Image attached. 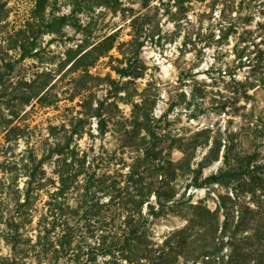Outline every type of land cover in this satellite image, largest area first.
<instances>
[{
  "label": "trees",
  "instance_id": "16d2710c",
  "mask_svg": "<svg viewBox=\"0 0 264 264\" xmlns=\"http://www.w3.org/2000/svg\"><path fill=\"white\" fill-rule=\"evenodd\" d=\"M69 1L71 14L55 11L59 0H33L27 10L24 0H13V5L0 0V243L8 247L0 264H264V105L252 107V149L227 147L222 166L209 175H204L202 163L192 167L194 143L181 145V160L172 159L168 115L157 118L145 96L133 103L130 118L96 114L100 135L112 125L117 151H97L94 144L83 148L79 139L86 131L74 124L75 117L46 128L33 123L36 109H59L61 98L53 92L59 80L69 74L94 77L91 69L102 59L111 61L118 76L106 79L113 89L124 79L145 77L138 15L131 17L130 40L119 41L121 28L101 37L86 33L59 73L41 72L36 63L45 59L44 45L66 26H77V13L90 4L113 7V0ZM227 12L226 7L220 10L215 25L220 43L237 32ZM261 44L255 45L253 59L252 52H237L241 67L248 63L251 70L245 76L249 90H264ZM28 60L34 61L32 68ZM247 92L246 98L255 99ZM64 93L80 92L74 88ZM115 163L123 165L113 171L106 167ZM189 172V186L225 187L232 197L221 196L215 209L204 200L193 202L191 194L185 202L177 199L176 182ZM170 213L186 224L158 242L154 221Z\"/></svg>",
  "mask_w": 264,
  "mask_h": 264
},
{
  "label": "rangeland",
  "instance_id": "374dc122",
  "mask_svg": "<svg viewBox=\"0 0 264 264\" xmlns=\"http://www.w3.org/2000/svg\"><path fill=\"white\" fill-rule=\"evenodd\" d=\"M32 1L24 0L23 8H30ZM10 3L13 5V0ZM112 4L115 10L113 7L90 4L83 12L77 13L75 16L80 20L77 26H66L62 35L54 36L50 45H44L42 55L45 59L36 65L41 72L52 69L59 73L64 68L66 55L77 49L78 44L86 38V33L101 37L121 28L119 41L130 40L133 33L131 17L138 15L137 24L143 42L140 58L145 77L124 79L120 88L113 89L106 79L110 74L116 79L118 76L111 70V61L102 59L91 69L94 77L79 78L77 74H69L59 80L53 90L61 98L59 109H36L33 123L46 128L50 124L62 123L63 119L69 123V119L75 117L74 124L86 131L79 139L83 148L94 144L97 151L102 147L117 151L119 141L111 131L112 125L108 123L109 131L100 135L101 121L96 114L114 113L130 118L133 103L145 96L150 100L148 106L157 118L165 113L168 115L167 130L173 139L170 152L174 161L184 157L181 145L194 143L197 147L190 152L192 167L197 168V164L202 163L204 175H209L222 166L227 147L235 151L244 147L250 151L252 107L264 105V90L262 87L253 90L247 88L249 84L245 76L251 70L246 66L248 63L241 67L237 52H252L253 59L255 45L264 42V0H113ZM223 7L228 9V19L237 32L228 41L220 43V32L215 25L221 18L220 10ZM55 11L71 14L73 9L69 0H59ZM50 39L51 36H46L47 41ZM112 53L123 57L118 51ZM33 63L32 60L27 61L30 68ZM113 63L117 64L116 61ZM74 88L80 93H64ZM246 89L247 95L255 99L245 97ZM235 90L240 93L235 95ZM106 100L114 105H107ZM262 141L260 152L264 155V138ZM122 165L115 163L106 167L113 171ZM192 177L193 174L189 172L176 182L177 199L183 198L185 202L191 194L193 202L204 200L206 205L215 209L220 205L221 196L232 197L225 187L215 185L209 190L189 186ZM249 198L247 196L246 200ZM151 202L156 204L154 197ZM226 202L233 205L230 199H226ZM185 224L184 218L174 213L159 217L152 227L155 240L162 242L170 232ZM7 253L8 247L0 243V255Z\"/></svg>",
  "mask_w": 264,
  "mask_h": 264
}]
</instances>
